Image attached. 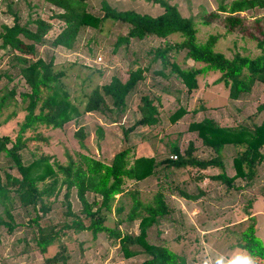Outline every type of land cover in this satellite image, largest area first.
Returning <instances> with one entry per match:
<instances>
[{
	"label": "rangeland",
	"instance_id": "rangeland-1",
	"mask_svg": "<svg viewBox=\"0 0 264 264\" xmlns=\"http://www.w3.org/2000/svg\"><path fill=\"white\" fill-rule=\"evenodd\" d=\"M116 10H132L151 16L157 15L162 8L145 0H104ZM230 0H168L174 4L182 16H200L202 13L216 9L217 4ZM101 0H87V11L102 15ZM16 13L20 24H25L30 29L35 26L33 19L40 18L49 21L52 25L43 40L36 44L35 56L43 60L50 59L54 72L61 71L59 78L69 99L80 110V115L63 124L61 129H46L42 126L36 130L25 133L24 136L38 135L39 138L29 141L27 146L19 151L22 162L27 163L33 157L48 156V162L65 164L67 157H76V153L85 152L92 157L108 161L112 155L123 147H129L132 157L153 156L156 161L172 158L171 145L175 144L178 151L183 153L190 144L191 155L196 158L207 159L215 153L209 146L201 142L195 131L188 130V124L199 121L201 118H210L220 126H246L251 128L260 122L264 115V85L254 82L250 90L240 94L236 99L228 97V90L222 83H214L217 72L209 71L197 77V87L187 93L183 85L171 80L169 88L171 93H160L159 88L165 82L161 78L156 85L157 77L148 70L145 79L138 87L127 95L126 107L122 114L111 112L110 101L106 98L105 105L99 112H84L83 105L87 96L97 86L106 83L109 78L116 75L124 80L126 68L136 65L144 66L149 63L152 51L159 44L157 39L145 37L141 41L132 40L129 44L114 47L117 36L124 35L127 25L119 21H106L99 28L85 27L79 31L74 45L70 49L52 47L50 40L59 30L60 21L53 15L58 8L52 7L45 0H0V25H11ZM259 11H248L246 15H253ZM196 39L203 42L210 34H222L223 29L217 24L202 25L196 22ZM232 34L220 36L214 49L230 56L233 52L258 54L253 41L238 38ZM12 55L5 50H0V71L9 77L0 78V94L3 89L14 88L15 103L0 110V136H14L18 124L23 117L20 109L25 102H20L17 92L26 91L27 86L17 74V66H13ZM186 66H190L188 60ZM158 66L157 62L151 64L152 68ZM179 86V87H178ZM182 89L184 91H182ZM181 90V91H180ZM180 91V94H179ZM184 92L186 94L184 95ZM148 94L157 96L162 94L161 101L155 102L157 106V124L136 125L125 137L122 130L128 127L140 116L138 105L139 95ZM171 94V95H170ZM179 94V101L172 95ZM184 108V113L175 122L168 118L177 107ZM198 106H202L194 111ZM21 107V108H20ZM15 114L8 117V114ZM81 128V141L85 150L78 146L74 137L77 128ZM237 147L224 144L219 154L222 155V164L225 174L232 176L234 168L232 157L236 155ZM259 163L255 166V174L251 178L236 177L231 185L213 179L211 176L219 170L217 168L203 169L184 166L179 168L163 167L159 165L154 174L139 181L125 180L123 192L115 196L113 205L122 206L119 213H108L104 224L119 232L136 234L137 220L124 221L134 196L143 204L152 202L156 192H160L162 200L169 212L162 216L158 223H154L147 230V240L151 242L166 241L167 245L182 255L187 264H253L249 254L237 246L241 231L251 223L246 217L252 216L255 234L264 245V146L258 149ZM186 167V169H185ZM0 168L13 176L19 177L14 165L3 155H0ZM184 169V170H183ZM202 172V173H201ZM197 173L204 174L201 180L192 179ZM41 186V182L37 183ZM180 191L196 196L195 200L185 199L180 196ZM64 187H58L48 198L44 199L48 211L39 218L40 227H49L56 224L52 230H57L63 222H70L73 218L64 216ZM132 195V196H131ZM88 201L95 199V195L87 192ZM97 198V197H96ZM68 201L71 211L80 215L81 205L76 198L74 188L69 190ZM195 202V204H193ZM11 208H30L12 204ZM194 208H196L194 210ZM28 215L34 213L29 209ZM18 214V215H17ZM15 220L26 222V215L17 212ZM249 214V215H248ZM83 225L88 223L87 218L80 215ZM117 219L123 220L116 225ZM2 231H5L2 229ZM36 233L32 227L15 228L3 240V257L9 264H37L43 262L42 256L57 253L63 256V263L58 264H138L145 258L140 253L131 257H123L119 247L118 238L106 232L96 234L92 238L90 231H75L63 229L58 232L54 243L48 247L43 255L35 247ZM22 238L26 239L25 243ZM137 249V246H129ZM42 264V263H41ZM47 264V263H46ZM50 264V263H48Z\"/></svg>",
	"mask_w": 264,
	"mask_h": 264
},
{
	"label": "trees",
	"instance_id": "trees-1",
	"mask_svg": "<svg viewBox=\"0 0 264 264\" xmlns=\"http://www.w3.org/2000/svg\"><path fill=\"white\" fill-rule=\"evenodd\" d=\"M87 0H45L59 11L53 15L60 21L59 30L50 40L52 47L72 48L79 31L85 27L99 28L104 22L119 21L127 25L124 35L117 36L114 47L121 44H129L132 40L141 41L145 37L157 39L159 44L151 49L152 54L149 63L144 66L136 65L126 68L124 80L113 75L106 83L95 87L86 98L82 110L84 112H99L106 108L104 100L110 101V106L116 114H122L126 104L127 95L133 92L138 84L145 79L148 70L157 79L167 81L175 80L185 87L190 93L197 87V77L209 71L217 72L214 83H222L228 90V97L236 99L240 94L250 90L254 82L264 85V0H230L220 1L216 9L202 13L200 16H182L174 4L168 0H145L156 3L162 11L154 16L138 13L132 10H116L106 1L101 0L100 9L102 15H95L86 8ZM7 8L5 11L11 12ZM248 11H259L253 15H246ZM11 25H0V50H5L12 55L13 66H17V74L27 86L26 91L17 92L20 102H25L20 109L23 117L18 124V129L12 138L8 135L0 136V155L6 157L14 165L19 177L13 176L0 168V228L5 227L12 231L16 227L13 222L12 204L30 206L34 215L26 221L27 228L32 227L36 233L34 242L39 252L44 253L52 245L63 229L75 231H90L92 238L97 233L106 232L118 238V243L123 257H131L144 254L145 258L138 264H187L185 258L172 250L166 241L151 242L147 240V230L160 218L169 212L167 205L162 200L160 192L152 197V202L143 204L134 196L132 203L124 218L126 222L137 220L136 234L119 232L104 224L106 214L119 213L122 206L113 205L115 196L123 192L125 180L139 181L156 172L159 165L163 167L179 168L184 166L196 167L199 171L209 168H217L219 171L212 175L213 179L231 185L236 177L251 178L255 174V166L259 163L258 149L264 146V115L260 122L246 126H220L210 118H201L188 124L189 131H195L201 142L209 146L215 153L207 159L196 158L191 155L189 144L181 153L175 144L171 145V152L175 158H165L156 161L153 156L132 157L129 147H123L115 152L110 160L105 161L86 154L76 153V157H67L65 164L48 162V156L40 155L23 163L19 151L27 146L31 140L39 138L38 135L24 136L32 130L42 126L46 129H61L63 124L76 119L80 110L69 99L67 90L64 89L59 78L63 72H54L50 59L43 60L35 56L36 44L43 43L52 25L49 21L35 18L32 20L35 28L30 29L25 24H20L16 13ZM196 22L202 25L217 24L223 29L222 34H210L203 41L196 39ZM235 34L238 38H246L255 44L258 54L233 52L230 56L216 51L214 46L220 36ZM190 60V66L186 62ZM157 62L158 66L151 67ZM9 77L0 71V78ZM165 82L159 88L160 93H171L170 81ZM3 89L0 94V110L8 105H14L15 92L11 86ZM159 95H139L138 110L140 116L128 127L122 130L125 137L136 125L157 124V106ZM175 99V98H174ZM103 106V108L101 107ZM202 106H198L194 111ZM108 108V107H107ZM184 113V108L177 107L168 118L175 122ZM15 113L11 112L8 117ZM74 137L78 140V146L85 150L81 139V128H77ZM232 144L237 147L236 155L232 157L234 174L227 176L222 164V155L219 154L224 144ZM236 148V149H237ZM199 174V173H197ZM194 176V180H201L203 175ZM41 182V186L37 183ZM64 187V216L73 218L70 222H63L57 230L56 224L42 228L39 218L49 208L44 199L50 197L55 190ZM74 188L76 198L81 208L80 215L87 218L88 223L83 225L80 215L71 211L68 201L69 190ZM95 195L91 202L87 200L86 193ZM180 196L195 200L196 196L180 191ZM97 197V198H96ZM39 213V214H38ZM249 215V214H248ZM251 223L241 231L237 246L245 250L253 264H264V245L255 234L254 220L252 216L246 217ZM123 220L117 219L118 225ZM24 239V238H23ZM25 240V239H24ZM129 246H137L130 249ZM63 256L57 253L44 258L45 263H63Z\"/></svg>",
	"mask_w": 264,
	"mask_h": 264
},
{
	"label": "crops",
	"instance_id": "crops-1",
	"mask_svg": "<svg viewBox=\"0 0 264 264\" xmlns=\"http://www.w3.org/2000/svg\"><path fill=\"white\" fill-rule=\"evenodd\" d=\"M179 85H181V84H179ZM179 87V86H178ZM181 91V90H180ZM180 91H179V94H180ZM182 91H184L183 89H182ZM179 94H177V95H172L175 99V101H179L180 100V98H179ZM186 94V92H184V95ZM159 95V98H161L162 97V94H158ZM167 95H169V94H167ZM171 95V94H170ZM162 100V99H161ZM160 99H159V101H161ZM160 103V102H159ZM185 169H186V167H185ZM184 170V169H183ZM202 173V172H201ZM198 175H200V173L199 174H197V176ZM201 175H203V174H201ZM227 176H229V171H228V174H226ZM192 179H194V177L192 178ZM193 204H195V202H193ZM196 208H194V210H195ZM29 209L28 208H15V209H13L12 210V214H13V222L16 224V227L15 228H23V226H25L27 223L26 222H21L20 220H18V221H16L15 220V214H17V212H19L20 214V216H21V214H24V215H26V221L28 220L29 221V219L31 218V217H33V215L30 217L29 215H28V211ZM196 211V210H195ZM39 214V213H38ZM18 215V214H17ZM45 215V214H44ZM30 217V218H29ZM27 221V222H28ZM39 222V221H38ZM40 225V224H39ZM15 228H13L12 229V231H7L6 230V228L5 227H1L0 228V264H9L8 262H7V260L3 257V254H2V250H3V240L6 238V237H10V235L12 234V232H13V230L15 229ZM2 229H4L5 231H2ZM5 241V240H4ZM22 241L25 243V241H26V239L24 240L23 238H22ZM51 246V245H50ZM36 247V249L39 251V249H38V247L37 246H35ZM47 249H48V247H47ZM47 249H46V251L44 252V253H41V255H43V254H45L46 252H47ZM51 256V255H50ZM46 257H48V255L47 256H45V255H43L42 256V259H43V262H40V260H37V264H46L45 262H44V258H46Z\"/></svg>",
	"mask_w": 264,
	"mask_h": 264
},
{
	"label": "built area",
	"instance_id": "built-area-1",
	"mask_svg": "<svg viewBox=\"0 0 264 264\" xmlns=\"http://www.w3.org/2000/svg\"><path fill=\"white\" fill-rule=\"evenodd\" d=\"M172 158H175V156L173 155V156H171Z\"/></svg>",
	"mask_w": 264,
	"mask_h": 264
}]
</instances>
